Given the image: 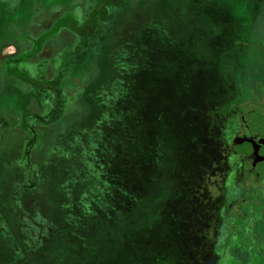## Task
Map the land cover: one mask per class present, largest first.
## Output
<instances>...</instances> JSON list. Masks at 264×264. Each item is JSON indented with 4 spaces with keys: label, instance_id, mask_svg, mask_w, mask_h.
Segmentation results:
<instances>
[{
    "label": "rangeland",
    "instance_id": "obj_1",
    "mask_svg": "<svg viewBox=\"0 0 264 264\" xmlns=\"http://www.w3.org/2000/svg\"><path fill=\"white\" fill-rule=\"evenodd\" d=\"M97 2L109 21L98 34L68 24L82 37L76 63L85 64L80 87H68L80 88L69 124L38 125L25 164L11 161L15 127L0 142V264H264L259 207L251 239L261 253L242 238L227 261L217 256L222 232L200 214L231 191L228 124L242 110L238 124L257 128L252 110L264 113V0ZM92 47L99 58L86 61ZM62 129L78 144L76 131L87 134L81 150L64 147ZM114 182L135 195L110 209L102 199ZM154 240L176 246L166 256Z\"/></svg>",
    "mask_w": 264,
    "mask_h": 264
},
{
    "label": "flooded vegetation",
    "instance_id": "obj_2",
    "mask_svg": "<svg viewBox=\"0 0 264 264\" xmlns=\"http://www.w3.org/2000/svg\"><path fill=\"white\" fill-rule=\"evenodd\" d=\"M91 1L90 10L85 12L83 5L87 0H0V124L8 125L0 130V142L11 134L12 128L18 130L19 147L15 153L18 157L11 160L15 164L27 163L39 141L36 138L33 142L32 120H60L62 110L59 111L60 107L57 109L54 104L73 106L76 102L80 88L71 93L68 87L71 84H75V88L80 87L78 75L85 64L76 62L84 48L81 47L82 37L68 24L76 29L91 24V32L98 34L109 22L103 21L97 0ZM137 1L131 0L133 3ZM48 18L51 21L45 27L43 22ZM46 45H51V53L47 56L43 54ZM95 45L96 39L93 40ZM7 46L15 47V53L2 55ZM93 48L86 55V61L99 58V52ZM53 85L58 87L55 92ZM13 109H18V112L12 113ZM44 109L48 112H43ZM241 111L236 112L234 121L228 124L231 128L228 142L231 191L220 198L218 205L210 206L212 203L207 201L200 212L207 229L222 232L220 255L217 256L225 261L230 259V253L236 249L239 240L243 242L242 238L252 243V247H257L260 253L262 251L257 245L259 241L256 243L251 236L257 218L254 210L259 207L258 218L264 213V135L258 129L264 124V113L253 109L259 115L258 127L246 128L244 124H238L242 120L236 121ZM38 125L41 124L33 127L37 136ZM256 199L262 201L258 204ZM259 257L264 260V256Z\"/></svg>",
    "mask_w": 264,
    "mask_h": 264
},
{
    "label": "trees",
    "instance_id": "obj_3",
    "mask_svg": "<svg viewBox=\"0 0 264 264\" xmlns=\"http://www.w3.org/2000/svg\"><path fill=\"white\" fill-rule=\"evenodd\" d=\"M43 41V40H42ZM53 88H54V92L57 90V86L56 85H53ZM208 88H213V86L211 85V86H209L208 87V85H206V89L208 90ZM218 89V88H217ZM199 90H200V92H203L204 94H206L207 93V91H205L204 90V88H199ZM236 97V96H235ZM237 98V97H236ZM235 98V99H236ZM235 99H233V100H229V101H227V102H225V107L226 106H229L230 104H232L233 102H235ZM245 99V100H244ZM240 100V99H239ZM238 99L236 100L237 102H238V104L239 105H241V104H245V105H247L248 104V102H249V98H242V101L240 100L239 101ZM57 102V101H56ZM55 106H57V109H59V107H60V109H59V111H61L62 110V113H61V116H60V123L61 124H63V121H66L68 124H69V120H71V118L70 117H68V115H67V113H68V110H69V106H70V104H67V103H62V105H61V103H59V102H57L56 104H54ZM225 107H224V109H225ZM43 108H44V106H43ZM18 109H13V112L12 113H14V112H18L17 111ZM80 110V109H79ZM80 113H82V111L81 112H79V113H76V111L74 112V114H76L75 116H76V118H79L80 116H81V114ZM187 114H189L190 115V113H187ZM78 115V116H77ZM48 118H39V119H37V120H32V124H31V129L30 130H33L32 131V133H33V135H34V138H33V142H34V140H36V138H38V136H39V134H38V136H37V132H35V129L33 128L37 123L38 124H41V125H46L47 124V122H48ZM59 123V124H60ZM64 126V125H63ZM8 127V125H7V123H4V122H1V124H0V130L1 129H5V128H7ZM66 127H68V125L66 126ZM69 129H71V127L69 126ZM62 134H61V138H62V140H65V142H64V147H66L67 148V150L68 151H72V152H74V150H77V151H79V150H81V145H82V143H83V145L82 146H84V144H85V142H87V139H85V136L87 135H85V133L84 132H82V131H76V135H77V137H78V139L80 138V141L78 140V142H80V144H78L77 142H75L74 140H73V138H68L67 139V132L65 131V129L63 130L62 129ZM60 138V137H59ZM67 140H66V139ZM67 141V142H66ZM94 141L92 140V139H90L89 141H88V144H92ZM33 145V143L31 144V146ZM71 160H73V161H71ZM64 161L65 162H67V164H69V162H72L73 164H74V162L76 161V158H72V159H65L64 158ZM69 161V162H68ZM64 162V163H65ZM112 184H115V187H118V189L117 190H115L114 189V187H113V185ZM112 184H109V190L107 189L106 191H105V194H104V191H103V197H105V198H103L102 200H105V201H103V202H106V199L107 198H109L110 200H111V202H112V205H110V209H115V208H117V207H121L122 205H128L130 202H131V199L134 197V195H135V192H132V191H130L129 192V195H128V192H126V191H129V189H124V190H122L121 189V187L116 183V182H114V183H112ZM105 190V189H104ZM86 194V193H85ZM106 204H107V202H106ZM178 241H179V243H180V245H181V247H182V249H184V248H186L185 247V244H182L181 242H182V239H178ZM174 243V242H173ZM176 246V244L174 243L173 245H171V243L169 242V241H167V243L166 244H164V245H159L158 243H157V241L156 240H154L153 241V246L152 247H155V249H156V251L158 252V250H159V252H164L165 254H166V256L168 255V253H169V251L171 252L172 251V249L174 248ZM156 253V252H155ZM157 254V253H156ZM184 254V253H183ZM155 257V256H154Z\"/></svg>",
    "mask_w": 264,
    "mask_h": 264
}]
</instances>
